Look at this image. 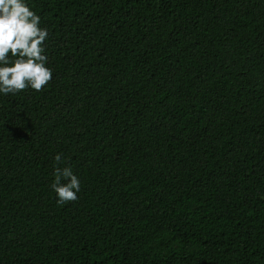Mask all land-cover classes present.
<instances>
[{
  "label": "trees",
  "instance_id": "1",
  "mask_svg": "<svg viewBox=\"0 0 264 264\" xmlns=\"http://www.w3.org/2000/svg\"><path fill=\"white\" fill-rule=\"evenodd\" d=\"M26 2L52 79L0 94V264H264V0Z\"/></svg>",
  "mask_w": 264,
  "mask_h": 264
},
{
  "label": "clouds",
  "instance_id": "2",
  "mask_svg": "<svg viewBox=\"0 0 264 264\" xmlns=\"http://www.w3.org/2000/svg\"><path fill=\"white\" fill-rule=\"evenodd\" d=\"M40 19L26 0H0V94L42 91L51 81L44 48L48 31L40 27ZM67 159L60 153L54 156L50 187L59 205L76 201L80 191L81 182Z\"/></svg>",
  "mask_w": 264,
  "mask_h": 264
}]
</instances>
